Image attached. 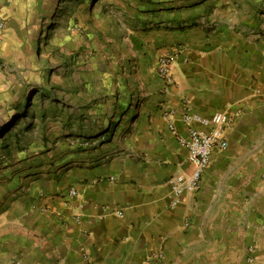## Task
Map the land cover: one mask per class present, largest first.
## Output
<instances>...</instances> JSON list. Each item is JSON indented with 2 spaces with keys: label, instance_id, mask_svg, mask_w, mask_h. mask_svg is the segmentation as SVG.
Masks as SVG:
<instances>
[{
  "label": "crops",
  "instance_id": "obj_1",
  "mask_svg": "<svg viewBox=\"0 0 264 264\" xmlns=\"http://www.w3.org/2000/svg\"><path fill=\"white\" fill-rule=\"evenodd\" d=\"M18 2L0 0V67L14 48L9 17ZM175 3V12L167 3L151 11L162 51L184 47L174 83L153 67L127 140L69 154L38 175L31 196L16 197L0 218V264H145L152 252L163 253L160 264H244V244L264 248L263 17L255 9L244 16V0ZM184 104L233 122L200 190L174 208L168 180L192 168L178 143Z\"/></svg>",
  "mask_w": 264,
  "mask_h": 264
},
{
  "label": "rangeland",
  "instance_id": "obj_2",
  "mask_svg": "<svg viewBox=\"0 0 264 264\" xmlns=\"http://www.w3.org/2000/svg\"><path fill=\"white\" fill-rule=\"evenodd\" d=\"M18 1L9 17L14 48L0 67V218L69 154L127 140L150 71L158 66L159 77L161 59L182 45L163 52L161 28L151 26L154 6L175 12L176 0ZM254 9L264 20V0H244V16ZM48 80L55 95L41 103ZM26 103L39 107L17 111ZM244 264H264V248L244 244Z\"/></svg>",
  "mask_w": 264,
  "mask_h": 264
},
{
  "label": "built area",
  "instance_id": "obj_3",
  "mask_svg": "<svg viewBox=\"0 0 264 264\" xmlns=\"http://www.w3.org/2000/svg\"><path fill=\"white\" fill-rule=\"evenodd\" d=\"M5 24L0 21V28ZM183 45L174 49L166 57L162 58L159 65V77L165 85L174 83L172 69L176 58L183 52ZM185 112L182 121L187 133L178 136V143L187 153V162L192 167L190 173L179 174L168 180L169 199L172 207L179 206L185 195L197 193L202 184L203 176L208 169L212 155L215 151H225L228 148L227 129L233 120L224 113H216L210 118H204L192 113L184 104ZM170 130L175 132L174 125ZM76 196L75 190L71 191ZM122 217V213H118ZM255 247L249 248L248 259L252 261L255 257ZM164 258L162 252H152L146 258L145 264H160Z\"/></svg>",
  "mask_w": 264,
  "mask_h": 264
},
{
  "label": "trees",
  "instance_id": "obj_4",
  "mask_svg": "<svg viewBox=\"0 0 264 264\" xmlns=\"http://www.w3.org/2000/svg\"><path fill=\"white\" fill-rule=\"evenodd\" d=\"M47 82H48V84L50 86V81L48 80ZM53 89H54V87H52V86H50V89H47V90H45L43 88H39V91L37 92V93H39L37 95L38 96V101L41 102V103L44 102L46 100V98L50 97L49 95H52V97L54 98V95L55 94L52 91ZM35 98L36 97H33L32 101H36ZM37 107H39L38 104L37 105H34V107L31 106V108L29 106V108H28V103H26V105L25 104H21L19 107H17V111H19V110H21V109L24 108V110L26 109L25 115H27L28 114V111H30V109L37 108Z\"/></svg>",
  "mask_w": 264,
  "mask_h": 264
}]
</instances>
